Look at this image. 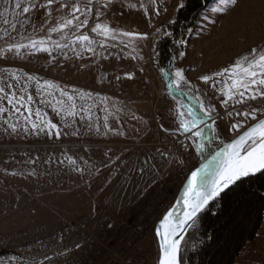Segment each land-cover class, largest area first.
Wrapping results in <instances>:
<instances>
[{"label": "rangeland", "instance_id": "obj_1", "mask_svg": "<svg viewBox=\"0 0 264 264\" xmlns=\"http://www.w3.org/2000/svg\"><path fill=\"white\" fill-rule=\"evenodd\" d=\"M183 3L0 0V264H121L129 247L158 264L147 219L131 242L104 226L156 217L206 144L264 117V0H213L168 81ZM235 264H264V213Z\"/></svg>", "mask_w": 264, "mask_h": 264}, {"label": "trees", "instance_id": "obj_2", "mask_svg": "<svg viewBox=\"0 0 264 264\" xmlns=\"http://www.w3.org/2000/svg\"><path fill=\"white\" fill-rule=\"evenodd\" d=\"M213 0H184L169 33L160 41L158 66L172 80L174 62L184 35L192 30ZM227 141L205 148L200 163ZM264 213V171L228 189L197 220L181 264H235L244 247L257 239Z\"/></svg>", "mask_w": 264, "mask_h": 264}, {"label": "water", "instance_id": "obj_3", "mask_svg": "<svg viewBox=\"0 0 264 264\" xmlns=\"http://www.w3.org/2000/svg\"><path fill=\"white\" fill-rule=\"evenodd\" d=\"M264 171V117L215 150L184 182L155 228L158 264H180L182 242L198 218L228 189Z\"/></svg>", "mask_w": 264, "mask_h": 264}, {"label": "built area", "instance_id": "obj_4", "mask_svg": "<svg viewBox=\"0 0 264 264\" xmlns=\"http://www.w3.org/2000/svg\"><path fill=\"white\" fill-rule=\"evenodd\" d=\"M187 176L183 179L182 184L185 182ZM163 196H164V193H161L154 201H152L149 210H151L152 207H154V205L156 204L157 199H159L160 197H163ZM176 198H177V194H176V196L174 198H169L167 203L162 206L161 210L157 213V216L153 217V219H148L145 215H144L143 218L140 217V219L137 220V223L139 225H137L136 222L133 224V222H129L128 220L125 223L124 222H120V223H118L116 225L111 223V222H109L107 225L104 226V228H105L104 229L105 236L111 238V236H114L116 231H118L122 227H125L126 230L124 231V234L127 236V238H126L127 242H131L134 239L137 241V239H139V238H140V240H142L144 238V235L147 234V232H146V227L147 226L146 227L145 226L142 227L143 226L141 224L142 220L147 219L148 220V222H147L148 226H151V227H153L155 229L157 224L163 218V216L172 208V206L174 205V203L176 201ZM111 241L112 240H110V242ZM137 243H139V242H137ZM131 248L132 247H129V256L121 264H143L142 263L143 261L138 260V258L136 256L137 249L135 248V249L132 250Z\"/></svg>", "mask_w": 264, "mask_h": 264}, {"label": "crops", "instance_id": "obj_5", "mask_svg": "<svg viewBox=\"0 0 264 264\" xmlns=\"http://www.w3.org/2000/svg\"><path fill=\"white\" fill-rule=\"evenodd\" d=\"M226 141H228V140H226ZM206 147H210V145H209V143L208 144H206V146L204 147V149H202L203 151H202V154H204L205 153V148ZM201 160V159H200ZM202 163H200L198 166H197V168L201 165ZM196 168V169H197ZM189 174V173H188Z\"/></svg>", "mask_w": 264, "mask_h": 264}, {"label": "bare ground", "instance_id": "obj_6", "mask_svg": "<svg viewBox=\"0 0 264 264\" xmlns=\"http://www.w3.org/2000/svg\"><path fill=\"white\" fill-rule=\"evenodd\" d=\"M125 78H126V79H131V78H133V75H132V74L127 75Z\"/></svg>", "mask_w": 264, "mask_h": 264}]
</instances>
